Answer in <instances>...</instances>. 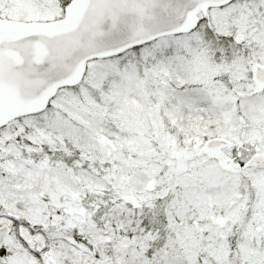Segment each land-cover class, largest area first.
Here are the masks:
<instances>
[{"label": "snow or ice", "instance_id": "obj_1", "mask_svg": "<svg viewBox=\"0 0 264 264\" xmlns=\"http://www.w3.org/2000/svg\"><path fill=\"white\" fill-rule=\"evenodd\" d=\"M0 264H264V0H0Z\"/></svg>", "mask_w": 264, "mask_h": 264}]
</instances>
